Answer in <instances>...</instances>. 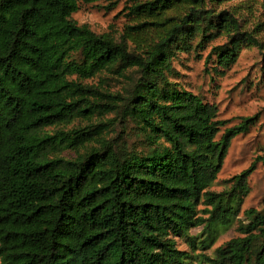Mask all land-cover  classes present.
Returning <instances> with one entry per match:
<instances>
[{
    "label": "trees",
    "instance_id": "trees-1",
    "mask_svg": "<svg viewBox=\"0 0 264 264\" xmlns=\"http://www.w3.org/2000/svg\"><path fill=\"white\" fill-rule=\"evenodd\" d=\"M99 1L121 0H0V264H264L250 169L210 190L256 118L229 124L173 79L222 36L208 73L253 45L264 78L263 43L216 9L231 0H125L118 37L72 18Z\"/></svg>",
    "mask_w": 264,
    "mask_h": 264
},
{
    "label": "rangeland",
    "instance_id": "rangeland-1",
    "mask_svg": "<svg viewBox=\"0 0 264 264\" xmlns=\"http://www.w3.org/2000/svg\"><path fill=\"white\" fill-rule=\"evenodd\" d=\"M107 5L108 1L81 4L72 18L79 24H87L98 34L108 33L118 37L126 25L131 24L123 10L125 0L110 8ZM216 9L231 10L240 20L242 29L248 30L264 45V0H231L217 5ZM224 40L225 37L222 36L209 42L202 51L199 49L200 56L192 52L180 53L179 58L173 61L178 71L173 79L182 88L216 104L220 118L228 119L229 124H237L241 117L256 118L246 132L231 141L217 180L210 190L224 189L226 180L250 169L249 194L242 209L261 208L264 206V78L261 72V54L256 46L242 45L236 62L223 76L209 74L211 62L206 60L207 54L213 45ZM199 230L200 228H194L191 232L195 234ZM235 235V226L221 231L208 252L212 253L217 245ZM178 246L186 248L183 241H178Z\"/></svg>",
    "mask_w": 264,
    "mask_h": 264
}]
</instances>
